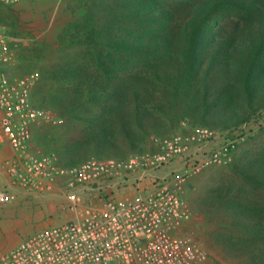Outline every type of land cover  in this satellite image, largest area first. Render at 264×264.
I'll return each instance as SVG.
<instances>
[{
    "label": "trees",
    "instance_id": "1",
    "mask_svg": "<svg viewBox=\"0 0 264 264\" xmlns=\"http://www.w3.org/2000/svg\"><path fill=\"white\" fill-rule=\"evenodd\" d=\"M79 1L34 88L58 120L38 137L58 164L125 159L155 151L154 138L231 131L264 112V0ZM228 169L193 209L216 222L226 264H264V147Z\"/></svg>",
    "mask_w": 264,
    "mask_h": 264
},
{
    "label": "built area",
    "instance_id": "2",
    "mask_svg": "<svg viewBox=\"0 0 264 264\" xmlns=\"http://www.w3.org/2000/svg\"><path fill=\"white\" fill-rule=\"evenodd\" d=\"M0 1L12 4L20 0ZM11 58L7 37L0 31V140L9 143L15 153L4 161L13 185L47 192L58 177H63L68 199L65 208L71 211L79 207L78 195L72 190L75 185L86 193L84 186L119 177L136 190L149 179L152 189L142 187L131 196L115 197L100 186L98 201L87 207L81 218L28 235L0 253V264H218L194 238L174 233L192 217L184 196V177L177 173L159 177L155 171L176 157H182L185 165L196 171L227 164L234 149L245 140L244 133L227 131L229 135L222 144L209 149L218 131L194 127L186 133L154 138L155 151L125 159L92 157L77 165L62 166L53 151L29 150L33 125L41 120L54 121L55 113L32 103L36 74H9L6 66ZM11 198L12 193L0 185V203Z\"/></svg>",
    "mask_w": 264,
    "mask_h": 264
},
{
    "label": "crops",
    "instance_id": "3",
    "mask_svg": "<svg viewBox=\"0 0 264 264\" xmlns=\"http://www.w3.org/2000/svg\"><path fill=\"white\" fill-rule=\"evenodd\" d=\"M47 1L20 0L12 4L0 3V31L6 35L12 54L11 61L6 66L9 74L24 75L10 72V65L13 64L12 62L18 60L14 55L12 47L17 46L21 42L25 43L29 39H40L41 36L42 38L45 36L46 29H35L34 27H29V25L31 24L32 13L42 23H48L50 15L46 8ZM53 14L52 12L50 22L52 21ZM20 26H26L25 31L19 28ZM32 103L36 105L33 101ZM38 128L36 124L32 127L29 148L32 153L47 152L43 151L39 146L38 137L45 133L41 132L40 128ZM222 133H227V131H223ZM218 142L220 141L212 140L209 146H214ZM14 155V150L9 143L0 140V185L5 186L12 193V198L9 202L0 203V253L14 247L37 230L67 220L81 218L84 210L98 201V197L102 194L98 191L100 186L106 187L105 191L107 193L112 192L115 197L131 196L140 191L142 187H145L147 190L152 189L149 179L143 180L142 187L136 190L135 187L130 186L126 182L124 183L119 177L103 178L91 186H84L88 191L86 193L81 191L79 185L73 186L72 190L77 193L79 198V207L77 211L65 210V206L68 203L65 190L66 179L58 177L54 182L52 190L47 192L29 191L21 186L13 185L5 170L4 161L12 159ZM183 167H185L183 158L176 157L156 170L155 174L163 177ZM185 225L186 222L174 229V233L177 235H187L184 233Z\"/></svg>",
    "mask_w": 264,
    "mask_h": 264
},
{
    "label": "rangeland",
    "instance_id": "4",
    "mask_svg": "<svg viewBox=\"0 0 264 264\" xmlns=\"http://www.w3.org/2000/svg\"><path fill=\"white\" fill-rule=\"evenodd\" d=\"M0 3L3 2L0 1ZM46 8L50 15L48 23H42V21L32 13L30 19L31 24L29 25V27H34L35 29H46L47 32L45 36L43 38L41 36L40 39H29L25 43L21 42L17 46L12 47L14 55L18 60L12 62L13 64L10 65L12 70L10 69V72L15 74H36V82L34 81L31 89V99L34 103H37L34 88L37 85L40 67H48L51 61L56 60L55 51L60 47L59 41L62 34L74 18L79 17L83 13L79 0H48L46 2ZM50 12L54 13L51 22ZM19 28L25 31L26 26H20ZM57 122L58 120L55 115L54 121L41 120L36 125L40 128L41 132L46 133L48 129H50V126L55 125ZM51 128V131L56 135H61L63 133V128L61 127L53 126ZM186 128L188 129V126H186ZM238 130L244 133L245 140L234 149L232 159L229 163H231L234 158L237 157L238 153L243 150H247L251 153H258L264 147V112L260 113L255 121L242 124ZM228 135V133L218 132L213 140H219L220 142L208 148H217ZM229 163L213 164L200 168L197 171L191 166L185 165V167L176 172L172 171V173H177L184 177V196L192 212V217L190 220L186 221V225L184 226V233L194 238L205 251L217 260L218 264H226V261L221 257L223 252L222 248L218 247L212 239L213 231L216 228V222L210 221L208 220L209 218L204 217L202 214L198 213V211H194L195 209H193V206L195 204L193 200L208 196L211 188L218 183L222 176L217 171H229ZM65 210H68V208Z\"/></svg>",
    "mask_w": 264,
    "mask_h": 264
}]
</instances>
